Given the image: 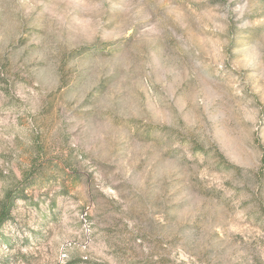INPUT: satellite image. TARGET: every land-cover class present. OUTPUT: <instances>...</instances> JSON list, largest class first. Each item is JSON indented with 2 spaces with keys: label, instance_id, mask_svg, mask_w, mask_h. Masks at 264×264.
I'll return each instance as SVG.
<instances>
[{
  "label": "rangeland",
  "instance_id": "obj_1",
  "mask_svg": "<svg viewBox=\"0 0 264 264\" xmlns=\"http://www.w3.org/2000/svg\"><path fill=\"white\" fill-rule=\"evenodd\" d=\"M263 159L264 0H0V264H264Z\"/></svg>",
  "mask_w": 264,
  "mask_h": 264
},
{
  "label": "trees",
  "instance_id": "obj_2",
  "mask_svg": "<svg viewBox=\"0 0 264 264\" xmlns=\"http://www.w3.org/2000/svg\"><path fill=\"white\" fill-rule=\"evenodd\" d=\"M222 162H226L223 156L219 157ZM264 162V159H263ZM228 166V165H227ZM34 173H28L25 175V179L29 180L30 178L34 179V177L30 176ZM14 206V201L11 198V195L6 196L4 201L0 204V229L1 227L11 218L12 216V208Z\"/></svg>",
  "mask_w": 264,
  "mask_h": 264
}]
</instances>
